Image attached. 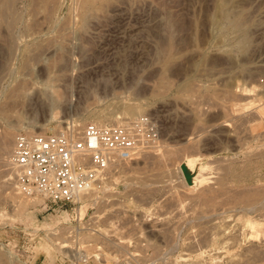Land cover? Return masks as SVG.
<instances>
[{"label": "rangeland", "instance_id": "374dc122", "mask_svg": "<svg viewBox=\"0 0 264 264\" xmlns=\"http://www.w3.org/2000/svg\"><path fill=\"white\" fill-rule=\"evenodd\" d=\"M35 1L14 0L7 26L0 21V109L11 107L6 119L0 117V139L11 123L14 148L20 134L38 135L27 130L35 121L36 132L43 124V134H57L73 123L144 119V134L153 143L114 167L111 191L102 199L55 211L10 196L6 182L15 188L14 169L0 155V264H19L13 255L26 264H264V109L262 116L258 112L264 107V0H230L223 13L217 0H127L97 13L96 20L94 13L89 22L80 16L79 0H59L50 20ZM237 10L251 21L244 23L251 41L246 48L245 33L232 19L244 12ZM166 17L175 19L173 29L180 26L173 31L169 68L158 46L163 40L165 52L163 43L171 40ZM56 61L59 70L67 67L59 71ZM162 73L170 82L167 91ZM186 80L194 88L186 89ZM22 82H29L27 99L12 93ZM50 84L63 98L55 108ZM119 101L142 111L125 118L120 113L127 106ZM55 112L59 118L50 119ZM188 157L199 159L195 170L200 164L192 186L180 169ZM63 244L69 248L61 249ZM76 251L89 257L69 259Z\"/></svg>", "mask_w": 264, "mask_h": 264}, {"label": "built area", "instance_id": "2783aa9c", "mask_svg": "<svg viewBox=\"0 0 264 264\" xmlns=\"http://www.w3.org/2000/svg\"><path fill=\"white\" fill-rule=\"evenodd\" d=\"M147 125L144 119L73 123L57 134H20L12 158L17 193L45 211L102 199L111 191L114 167L153 143L144 134Z\"/></svg>", "mask_w": 264, "mask_h": 264}, {"label": "bare ground", "instance_id": "6f19581e", "mask_svg": "<svg viewBox=\"0 0 264 264\" xmlns=\"http://www.w3.org/2000/svg\"><path fill=\"white\" fill-rule=\"evenodd\" d=\"M38 1V3L40 4L39 6H40V8L42 9V10H44V12H45V16H47L46 18L48 19L51 15H55L54 13H53V11H54V9H55V7L56 6H58L59 5V0H37ZM80 1V3H77V5L78 4H80L79 6H78V10H80V8H81V18H82V20H83V22H85L86 20H88V18L89 17H92L93 15H94V13H96L95 14V16L97 15V13L99 14V12L101 13V14H106L104 11H106V12H108L107 10L110 8V7H114V5H116V3L118 4V6L119 5H121V4H119L118 2H120L121 1V3L122 2H126L127 0H79ZM79 1H77V2H79ZM132 1H136V0H131V3L133 4V2ZM138 1V0H137ZM136 1V2H137ZM141 1V0H140ZM144 1H146V0H144ZM229 1L230 0H217V12H219V13H223L224 11H225V8L226 7H228V3H229ZM13 2H14V0H0V21L1 22H3L4 21V23L7 21L5 18L6 17H8V15L6 14V12H7V10L8 9H10V6H12V4H13ZM61 2V1H60ZM64 2V1H63ZM128 2H130V0H128ZM127 2V3H128ZM15 3H16V1H15ZM34 3H37L36 1L34 2ZM37 3V4H38ZM138 3V2H137ZM65 4V3H64ZM123 4V3H122ZM124 4H126V3H124ZM128 5V4H127ZM233 5H235V3L233 4ZM15 6V5H14ZM64 6V5H63ZM122 6V5H121ZM38 7V6H37ZM76 7V6H75ZM126 7V6H125ZM129 7V6H128ZM131 7V6H130ZM39 8V7H38ZM120 8V7H119ZM231 8V7H230ZM15 9V8H14ZM41 9H39L41 12H42V10ZM56 9H59V8H56ZM113 9V8H112ZM111 9V10H112ZM36 10V9H35ZM110 10V11H111ZM10 11V10H9ZM13 11V10H12ZM37 11V10H36ZM56 11V10H55ZM58 11V10H57ZM56 11V12H57ZM75 11V10H74ZM115 11V10H114ZM227 11V10H226ZM233 11V10H232ZM232 11H230V12H232ZM238 12L240 11H244L245 12V10H237ZM78 12V11H77ZM104 12V13H103ZM236 12V11H235ZM238 12H236V13H238ZM244 12H242V13H238V14H235L234 15V13H232L233 14V17L234 18H232L233 20H234V23H235V25L238 27V29L240 28V30H243L244 31V36H245V38H244V47L246 48L247 46H249V44H250V35L248 36V30H246V27L248 28V26H246L245 27V30H244V23H246V19H248L249 18V16H247L246 15V12H245V14H244ZM8 13H10V12H8ZM14 13H16V12H14ZM53 13V14H52ZM79 13H80V11H79ZM125 13V12H124ZM127 13V12H126ZM128 13H129V11H128ZM11 14V13H10ZM17 14V13H16ZM22 14V13H21ZM38 14V13H37ZM77 15H78V13H76ZM100 14V15H101ZM113 14H114V12H113ZM230 14V13H229ZM248 14V13H247ZM7 15V16H6ZM73 15V14H72ZM109 15V14H108ZM6 16V17H5ZM45 16H43V17H45ZM98 16V15H97ZM97 16L95 17V20L97 19ZM230 16V15H229ZM248 18H247V17ZM13 17V16H12ZM17 17H18V15H17ZM70 17V16H69ZM75 17V16H74ZM77 17V16H76ZM100 17V16H99ZM103 17V16H102ZM102 17H101V19H102ZM112 17H114L113 15H112ZM116 17V16H115ZM123 17V16H122ZM232 17V16H231ZM11 18V17H10ZM16 18V17H15ZM19 18V17H18ZM51 19H52V16L50 17ZM50 18H49V20H50ZM73 18V17H72ZM104 18V17H103ZM168 17H166V20L165 21H167L168 19H167ZM230 18V17H229ZM54 19V18H53ZM71 19V18H70ZM89 19H94L93 17L92 18H89ZM99 19V18H98ZM106 19H108V18H106ZM106 19H105V21H106ZM165 19V18H164ZM163 19V20H164ZM173 18H171V19H169L168 21H169V25H166L165 27H164V29H165V31H166V29H168L169 28V33H168V35H170V36H168V37H170L171 38V40H169L168 41V38H167V36H165V34H166V32H164V37H166L165 39L167 40H165V43H163V44H166V46H165V48L163 49V50H165V52L163 51L162 52V47L161 46H164V45H161L160 46V44L163 42V40L162 41H160L161 43L158 45L160 48H161V51H160V53L162 54L163 53V55L164 56H167L166 57V60H165V66L166 67H168V65L170 64H172V60L174 61V59L175 58H173L174 56H173V52H175V49H173V47L174 46H172V44L174 43V42H172L173 40H175V37H173V36H175L176 34H173V31L175 32V33H177L176 31L178 30V27H180V26H178V27H176L177 25L176 24H178V23H175V28L174 29H176L177 28V30L175 31L174 29H173V27H172V22H174V20H172ZM250 19V18H249ZM248 19V21L249 22H251L250 20ZM12 20H14L13 18H12ZM17 19H15V21H16ZM47 21V20H46ZM70 21V20H69ZM68 21V22H69ZM76 21V20H75ZM89 21H92V20H88V22ZM94 21V20H93ZM108 21V20H107ZM111 21V20H110ZM161 22H164V21H161ZM175 22H177V21H175ZM26 23V22H25ZM45 23V22H44ZM71 23V22H70ZM69 23V24H70ZM98 23V22H97ZM102 23V22H101ZM114 23V22H113ZM180 23V22H179ZM182 23V22H181ZM180 23V24H181ZM6 24V26H7V23H5ZM4 24V25H5ZM24 24V23H23ZM68 24V23H67ZM67 24H66V26H67ZM164 24H165V22H164ZM251 24V23H250ZM0 25H1V23H0ZM9 25H11V27H12V25L13 24H10L9 23ZM37 25H38V23H37ZM52 25H54V24H52ZM56 25V24H55ZM74 25V24H73ZM84 25V24H83ZM87 25V24H86ZM90 25H92V24H90ZM89 25V26H90ZM179 25V24H178ZM1 26H3V25H1ZM57 26V25H56ZM66 26L65 27H62V28H66ZM70 26H72V25H70ZM169 26V27H168ZM15 27V26H14ZM58 27H60V26H58ZM88 27V26H87ZM6 28H9V27H6ZM47 28V27H46ZM52 28V27H51ZM89 28H91V27H89ZM11 29H13V27L11 28ZM11 29H8V30H11ZM66 29H68V28H66ZM70 29V28H69ZM173 29V30H172ZM181 29H182V27H181ZM7 30V29H6ZM48 30H49V28H48ZM79 30H81L82 31V29H79ZM92 30V29H91ZM13 31V30H12ZM85 31V30H84ZM84 31H83V33H84ZM180 31V29L178 30V32ZM183 31V30H182ZM246 31H247V33H246ZM8 32V31H7ZM58 32H60V31H58ZM57 32V33H58ZM62 32V31H61ZM75 32V31H74ZM77 32V31H76ZM86 32V31H85ZM159 32H161L160 30H159ZM37 33V32H36ZM80 33V32H79ZM95 33V32H94ZM12 34V33H11ZM26 34V33H25ZM65 34V33H64ZM78 34V33H77ZM86 34V33H85ZM45 35V34H44ZM46 35H47V33H46ZM51 35V34H50ZM67 35L68 34H66V37H67ZM88 35V34H87ZM167 35V34H166ZM7 36V35H6ZM61 36V35H60ZM76 36V35H75ZM78 36V35H77ZM76 36V37H77ZM80 36H82V35H80ZM62 37V36H61ZM63 37H64V35H63ZM74 37V36H73ZM88 37H89V35H88ZM91 37V36H90ZM160 37V36H159ZM8 39L10 38L9 36L7 37ZM50 38H51V36H50ZM52 38H53V36H52ZM55 38H56V36H55ZM54 38V40H56ZM71 38V37H70ZM85 38H87V37H85ZM169 38V39H170ZM172 38H174L173 40H172ZM14 39V38H13ZM40 39V38H39ZM58 39H59V37H58ZM63 39V38H62ZM76 39V38H75ZM82 39V38H81ZM68 40V39H67ZM73 40V39H72ZM71 40V41H72ZM53 41V40H52ZM102 41V40H101ZM100 41V42H101ZM250 41V42H249ZM49 42V41H48ZM47 42V43H48ZM55 42H57V41H55ZM61 42H62V40H61ZM166 42H169V43H166ZM45 43V42H44ZM51 43V42H50ZM58 43V42H57ZM108 43V42H107ZM63 44V43H62ZM66 44V43H65ZM40 45V44H39ZM43 45V44H42ZM108 45H110V44H108ZM175 45V44H174ZM46 46H48V45H46ZM59 46V45H58ZM57 46V47H58ZM65 46V45H64ZM49 47V46H48ZM68 47V46H67ZM66 47V48H67ZM103 47V46H102ZM110 47H112V46H110ZM243 47V49H245ZM37 48H39V47H37ZM53 48V47H52ZM65 48V47H64ZM106 48H107V46H106ZM175 48V47H174ZM48 49V48H47ZM55 49V48H54ZM61 49V48H60ZM248 49V48H247ZM42 50V49H41ZM51 50V49H50ZM56 50H58V48L56 49ZM62 50L64 51L65 49H61V51L60 52H62ZM83 50V49H82ZM160 50V49H159ZM174 50V51H173ZM59 51H58V53H59ZM158 51V50H157ZM39 52V51H38ZM67 52V51H66ZM66 52H64V53H66ZM71 52V51H70ZM75 52V51H74ZM73 52V53H74ZM90 52V51H89ZM159 52V51H158ZM157 52V53H158ZM72 53V54H73ZM160 53H158V54H160ZM35 54H36V52H35ZM38 54V53H37ZM61 54V53H60ZM68 54V53H67ZM87 54V53H86ZM157 54V55H158ZM54 55H56V54H54ZM62 55V57H63V55H64V57H65V55L66 54H61ZM176 55V54H175ZM160 56V55H159ZM40 57V56H39ZM38 57V58H39ZM42 57V56H41ZM206 58V57H205ZM164 59V58H163ZM61 62L62 61H64V59H62L61 60V58L59 59ZM37 61V60H36ZM41 61H42V59H41ZM41 61H39V62H41ZM48 61V60H47ZM73 61V60H72ZM162 61V60H161ZM202 61L204 62V60H201V63H202ZM59 61H56L55 62V68H58L56 65V63H58ZM28 63H30V61L28 62ZM37 63H38V61H37ZM43 63H45V62H43ZM42 63V64H43ZM54 63V62H53ZM66 63V62H65ZM64 63V64H65ZM162 63V62H161ZM200 63V64H201ZM206 63H208V61L207 62H205V63H202V64H204L205 66H206ZM7 64H8V62H7ZM25 64V63H24ZM40 64V63H39ZM47 64V63H46ZM49 65L51 64V63H48ZM47 64V65H48ZM60 64V63H59ZM67 64L68 63H66V67H67ZM163 64V65H164ZM200 64H199V66H200ZM38 65V64H37ZM48 65V66H49ZM61 65H62V63H61ZM60 65V66H61ZM73 65V64H72ZM203 65V66H204ZM25 66V65H24ZM28 66H29V64H28ZM46 66V65H45ZM47 66V67H48ZM63 67H60V70H61V68H64L65 66L64 65H62ZM75 66V65H74ZM79 66V65H78ZM196 67H197V65H195ZM203 66L202 67H198V69L199 68H202L201 70H204L203 69ZM52 67H54V66H52ZM65 67V68H66ZM195 67V68H196ZM4 68V67H3ZM50 67H48V69H49ZM54 68V69H55ZM71 68H73V66L71 67ZM163 68H165V67H163ZM169 68V67H168ZM168 68H166V69H168ZM207 68V67H206ZM5 69V68H4ZM3 69V70H4ZM30 69V68H29ZM78 69H79V67H78ZM197 69V68H196ZM58 70H59V68H58ZM59 70V71H60ZM5 71V70H4ZM31 71V70H30ZM33 71V70H32ZM62 71V70H61ZM80 71V70H79ZM197 71H199V70H197ZM205 71V70H204ZM3 72V71H2ZM47 72H48V70H47ZM162 72H163V70H162ZM165 72H167L168 73V70H165L164 71V74L165 75H168V74H166ZM34 73V72H33ZM51 73V72H50ZM63 73H65V72H63ZM2 74V73H1ZM31 74V73H30ZM34 74H36V73H34ZM54 74H56V73H54ZM58 74V73H57ZM61 74V73H60ZM67 74V73H66ZM163 74V73H162ZM163 74V75H164ZM33 75V74H32ZM52 75V74H51ZM162 75V79L159 77V81H161V82H163V83H166V84H164V85H162V87L164 88V86H165V88L166 89H164V90H166L167 91V86H169V85H167L168 83H170V82H167V79L165 80V78L166 77H168V76H163ZM250 75H252V74H250ZM1 76V75H0ZM33 76H35V75H33ZM57 76H62V75H57ZM64 76V75H63ZM160 76H161V73H160ZM38 77V76H37ZM36 77V78H37ZM58 77V79H60ZM165 77V78H164ZM33 78V77H32ZM48 78H51V77H48ZM52 78H54V80H56V78H55V75H53V77ZM191 78V77H190ZM57 79V80H58ZM161 79V80H160ZM192 79H194V78H192ZM37 80V79H36ZM41 80V79H40ZM54 80H49L48 79V81H51V83H52V81H54ZM63 80V79H62ZM188 80V79H187ZM186 80V81H187ZM61 81V80H60ZM189 81H191V82H186V89H191V88H194V87H192L191 85H192V80H189ZM41 82V81H40ZM45 82V81H44ZM56 82V81H55ZM29 83V82H28ZM27 82H26V84L24 83V82H22V85L19 83V85H20V87L19 88H17L18 87V85H17V89L18 90H15L14 92H12V93H14L13 95H15V92L17 91V96H19V97H23V98H28V96H29V94L27 93V91L29 90V89H27V88H29L28 87V84ZM49 84V83H48ZM53 84H54V82H53ZM162 84V83H161ZM161 84L159 85V86H161ZM185 84V83H184ZM45 85V84H44ZM51 85V84H50ZM55 85H56V83H55ZM167 85V86H166ZM185 86H183V87H185ZM193 86H194V82H193ZM51 87H53L52 88V91L50 92V93H55V95L57 94V96H55V98L53 97L52 98V96L50 95V98L52 99V100H50L51 102V104L53 105V107L52 108H55V106L56 105H59V104H61V102H62V96L59 94V93H56V92H54L56 89L54 88V86L53 85H51ZM163 88H161V89H163ZM40 89V88H39ZM49 89V88H48ZM54 89V90H53ZM159 89V88H158ZM185 89V88H184ZM183 88L182 89H180V90H183L184 92H186L185 90H184ZM42 90V89H41ZM41 90H39V91H41ZM164 90H162V91H164ZM169 90V89H168ZM36 91H38V90H36ZM48 91V90H47ZM158 91H160V90H158ZM179 91V90H178ZM190 91V90H189ZM188 90H187V92H189ZM226 91H227V89L225 90V92H224V94H223V92H221L224 96L226 95L225 93H226ZM231 91V90H230ZM230 91H228L227 92V96H230L231 95V93H229ZM57 92H58V90H57ZM190 92H194V91H190ZM11 93V94H12ZM46 93V91L45 92H43L42 93V95H44ZM160 93V92H159ZM163 93V92H162ZM219 94L220 92H216L215 91V94ZM27 94H28V96H27ZM31 94V93H30ZM34 94V93H33ZM41 94V93H40ZM46 94H48L47 95V97L45 96V99L47 98V100H48V103H49V93H46ZM214 94V92H213V95H215ZM222 94H220V95H222ZM228 94H230V95H228ZM15 95V96H16ZM25 95L27 96V97H25ZM41 95V96H42ZM220 95H218V96H220ZM33 96H35V95H33ZM54 96V95H53ZM223 96V97H224ZM31 98H32V96H30ZM29 97V98H30ZM119 97V96H118ZM222 97V98H223ZM226 97V96H225ZM233 97V96H232ZM232 97H230V98H232ZM13 97H10V99L9 100H11V101H13V99H12ZM34 98V97H33ZM215 98L216 99H218V98H220V99H222L221 97H217V95L215 96ZM18 99V98H17ZM20 99V98H19ZM22 99V98H21ZM227 99V98H226ZM14 100H16V98H14ZM44 100V99H43ZM42 100V101H43ZM121 100V99H120ZM126 100V99H125ZM138 100V99H137ZM225 100V99H224ZM123 101V100H122ZM121 101V102H122ZM127 101V100H126ZM135 101V100H134ZM32 102V101H31ZM121 102L119 101V105L121 106ZM124 102V101H123ZM122 102V103H123ZM255 102H256V100H254V102H249V103H247V104H245V106H247V105H254L255 104ZM8 103V102H7ZM10 103V102H9ZM8 103V104H9ZM49 103V104H50ZM126 104H124V106H127V107H125V110L127 111L126 113L125 112H123V110H122V112L120 113V114H123V115H126V116H123V117H125V118H127L128 116V119H130V117H133V116H135V115H138V114H140V111H142V110H140V108L139 107H137V106H139L138 104H137V106H135V105H133L134 104V102H129L131 105H127V102H125ZM7 104V105H8ZM8 106H10V105H8ZM8 106L6 107V106H4L3 108H1L0 109V117H3L4 119H6L8 116H6V115H8V113H9V110L11 109V107H9L8 108ZM262 106V104L260 105V106H257L256 108H257V110L260 108ZM50 107V108H51ZM116 107V106H115ZM122 107H123V105H122ZM13 108V107H12ZM119 108V107H118ZM9 109V110H8ZM142 109V108H141ZM264 109V107H262V108H260L259 110H258V112L260 113L259 115H261L262 116V110ZM140 110V111H139ZM53 111H54V109H53ZM263 113H264V111H263ZM54 114V113H53ZM58 114L55 112V114H54V116H52V117H55V116H57ZM140 117V116H139ZM59 118V116H57V119ZM19 119H22L21 117H19ZM50 119H56V117L55 118H50ZM56 119V120H57ZM1 120V119H0ZM49 120V119H48ZM20 122H21V120H20ZM33 122V121H32ZM31 123V122H30ZM48 123H49V121H48ZM47 123V124H48ZM118 123H120V122H118ZM13 126H15V125H13ZM12 126V123H11V125H7L5 128H4V130H3V136H2V138L0 139V155H1V157H2V159L4 158L5 160H6V163L7 162H10V164L12 163V161H11V159H12V156H13V150H14V148H13V141H14V137H15V132L17 131L16 130V127H13ZM22 126V125H21ZM36 126H38V124H36V121L35 122H33V123H31V124H29V129L27 128V130H28V132L30 133V134H43L44 132L43 131H45L44 129L46 128L45 126H47V125H44L43 126V124L40 126V128L42 129V131L40 132V133H38V132H36ZM60 126V125H59ZM59 126H58V128H59ZM37 128H39V127H37ZM62 132V131H61ZM190 142H189V147L187 148V149H191L192 147L190 146ZM192 145V144H191ZM185 146H187V144L185 145ZM191 147V148H190ZM167 153V152H166ZM164 155V154H163ZM161 158H163V157H161ZM5 160H3L4 162H5ZM164 160H162V162H163ZM198 161H199V159L198 158H190V157H188L187 159H186V164H187V166H188V168L193 172L194 170H195V168L197 167V166H195L197 163H198ZM8 164V166H10V164L9 163H7ZM168 164V163H167ZM164 166H165V164H164ZM168 166V165H167ZM163 167V166H162ZM161 167V168H162ZM161 172H163L162 171V169L160 170ZM196 171V170H195ZM194 171V172H195ZM12 175V174H11ZM198 176H200V174H198ZM196 178V177H195ZM14 179V178H13ZM10 180H12V179H10ZM7 181V180H6ZM196 181V179H194V182ZM202 181H205V179H202L201 180V182ZM5 183V182H4ZM7 183L8 184H10V186H9V188H12V190L10 191L11 193V197L13 196V198H22L21 196H19L18 195V193H17V191H16V193H15V188H13L12 186H13V183H9V180H8V182H6V185H7ZM8 187V186H7ZM8 188V189H9ZM253 197V196H252ZM94 200V199H93ZM95 201H97V200H95ZM88 205V204H87ZM87 205H84L83 207H82V210H81V215H84V212H85V210H87V208H85V207H88ZM55 235V234H54ZM50 236L51 238L49 239V240H51L52 241V243H53V245H55L56 243V237L55 236ZM58 239V238H57ZM65 242V241H64ZM63 242V243H64ZM113 243V242H112ZM57 245V244H56ZM158 246V245H157ZM154 247V246H153ZM156 247V246H155ZM66 248H69V245L68 244H63L62 245V247H61V249H66ZM76 249V248H75ZM74 249V250H75ZM79 250H81V249H79ZM65 251H67V250H64V252ZM69 251V250H68ZM71 251V250H70ZM81 251H79V252H77L76 251V253L75 254H73L72 255V253H70V255L69 256H71V258H69V259H71L72 260V258H73V260L74 261H80V260H84V259H86L87 257H89V256H85V254H81L80 253ZM9 253V252H8ZM11 253V252H10ZM10 253H9V255H10ZM66 253V252H65ZM12 254V253H11ZM64 254V253H63ZM69 254V253H68ZM67 254V255H68ZM13 255V254H12ZM11 257V256H10ZM13 257H14V260L16 259V261H17V263H19V264H26L25 262H23V260H20V259H18L17 257H15L14 255H13ZM96 258H100L101 259V257H100V255H96ZM9 259V258H8ZM11 259V258H10ZM99 261V260H98ZM101 261V260H100ZM98 263H100V262H98ZM100 264H103L102 262L100 263ZM105 264V263H104Z\"/></svg>", "mask_w": 264, "mask_h": 264}, {"label": "water", "instance_id": "95a60500", "mask_svg": "<svg viewBox=\"0 0 264 264\" xmlns=\"http://www.w3.org/2000/svg\"><path fill=\"white\" fill-rule=\"evenodd\" d=\"M199 166H200V164H198V168L196 169V171H195V172H192V171L188 168V166H187V164H186L185 162H183V163L181 164L180 169H181V172H182V174H183V177H184L185 182L187 183V185H189V186L194 185V178H195V176H196V174H197V171H198V169H199Z\"/></svg>", "mask_w": 264, "mask_h": 264}]
</instances>
